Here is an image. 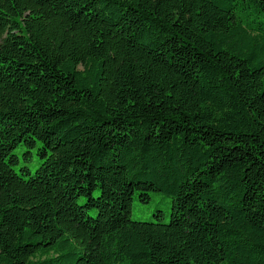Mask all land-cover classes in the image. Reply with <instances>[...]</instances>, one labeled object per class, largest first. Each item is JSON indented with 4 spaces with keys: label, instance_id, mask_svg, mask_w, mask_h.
<instances>
[{
    "label": "trees",
    "instance_id": "trees-1",
    "mask_svg": "<svg viewBox=\"0 0 264 264\" xmlns=\"http://www.w3.org/2000/svg\"><path fill=\"white\" fill-rule=\"evenodd\" d=\"M0 264H264V0H0Z\"/></svg>",
    "mask_w": 264,
    "mask_h": 264
},
{
    "label": "rangeland",
    "instance_id": "rangeland-1",
    "mask_svg": "<svg viewBox=\"0 0 264 264\" xmlns=\"http://www.w3.org/2000/svg\"><path fill=\"white\" fill-rule=\"evenodd\" d=\"M38 145L41 146V144ZM14 153L20 158V164L16 167L18 172H21L23 167H27L32 173H34L39 167L40 161L36 155V151L33 152L32 157H29V155L25 156L26 149L21 146L17 148ZM26 158H29V160ZM80 202L84 203L85 199L82 198ZM173 203L174 202L171 198L166 197L160 192H152L151 199L148 203H142L137 197H135L132 203L130 217L134 221L147 222L153 219V215L157 210H160L164 215L163 221L168 223L170 221ZM90 214L95 215L96 211L90 210Z\"/></svg>",
    "mask_w": 264,
    "mask_h": 264
}]
</instances>
